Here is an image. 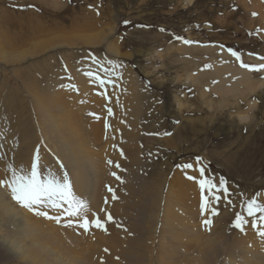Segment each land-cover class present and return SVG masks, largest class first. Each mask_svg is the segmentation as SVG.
<instances>
[{"label": "rangeland", "instance_id": "obj_1", "mask_svg": "<svg viewBox=\"0 0 264 264\" xmlns=\"http://www.w3.org/2000/svg\"><path fill=\"white\" fill-rule=\"evenodd\" d=\"M243 4L259 21L248 31ZM91 37L101 41L82 43ZM260 57L264 0H0V180L10 178L14 160L29 169L36 158L45 174L52 166L54 175L66 173L75 193L36 102L55 92L109 177L95 208L83 199L86 216L113 217L102 219L104 229L85 231L62 209L29 210L0 186V264H264V223L253 228L241 206L253 197L264 204V85L249 98L238 84L243 70L264 84V69L241 66L254 69L264 64ZM89 71L108 78L103 87ZM125 92L139 102L118 153L114 132L126 126L118 97ZM121 157L137 161L122 164ZM197 157L206 176L217 184L223 178L228 189L227 199L216 192L219 200L205 190L203 214L199 185L187 179L200 178ZM186 163L193 169L177 167ZM11 207L38 221L35 261L5 244L25 251L31 240L15 221L7 224ZM36 211L59 215L60 223ZM237 212L247 221L243 230L234 226Z\"/></svg>", "mask_w": 264, "mask_h": 264}, {"label": "bare ground", "instance_id": "obj_2", "mask_svg": "<svg viewBox=\"0 0 264 264\" xmlns=\"http://www.w3.org/2000/svg\"><path fill=\"white\" fill-rule=\"evenodd\" d=\"M242 6L243 19L246 21L244 27H247L248 31L249 24L255 25L259 21L257 19H254V16L247 12V9L249 8L248 5L243 4ZM250 18H252V20H250ZM85 31H93V28L88 27ZM100 41L101 37L82 39V43L85 45L98 44ZM14 60H18V58L13 59V61ZM257 77L258 74H252L247 70H243L238 73V84L241 86V88L243 87L242 89L244 91V94L242 96H252L253 93L257 92L258 88H261L264 85L263 83H260L259 80H257ZM59 82L62 81L59 80ZM73 82L74 81H72V83ZM243 91H240L239 93L242 94ZM54 93L55 92H53V94ZM53 94L49 93V96H47L46 98H42L41 100L37 99L39 95H37L36 97L39 115L44 119V128L46 131V133H44L49 136L46 141L53 148V152L55 153L57 159L60 158V160L65 163L66 168L71 172L70 174L72 183L74 184L75 188H77L75 190V195L82 200L84 198L85 200L88 199L89 205H91L92 208H95L97 206L96 204L98 203V196L101 194L102 187L104 183L109 181V177L102 170V167L100 166V160H98L96 156L89 154L88 147L85 145V142L82 141L81 130L79 129V126L77 124L78 120L74 117L76 116V114L73 112L67 113L65 111V108L62 106V103H59L60 100H56V98H53L55 97V95L51 96ZM115 95H117V92L115 93ZM114 98L116 99V97ZM118 98L120 101L119 107H117V116L126 124V126L122 129V123L120 122L119 127H117L114 132L116 139L115 142L122 145L120 146V152H118L121 153L122 148L126 147L124 145L129 141L127 133L123 131L125 128H128L127 123L129 122V116L131 115L133 109L135 108V105L138 104L139 101L135 100L134 98L131 99L130 95L127 94V92H125L123 95H121V97ZM117 103L118 100L116 101V105ZM92 132L94 133V138H96L99 133V126L96 125ZM4 154L6 153L4 152ZM10 159L12 160V157H10ZM120 161H122V164H131L136 162L137 160L135 158L126 159L121 157ZM14 164L20 166L18 160H14L13 165ZM49 165L53 164L50 162ZM49 169L52 171V174H54L53 172L56 173V167L52 166V168L49 167ZM0 199L4 200L5 198H2V196L0 195ZM93 204L95 205L93 206ZM154 209H156V207H154ZM9 211H11V216H8L9 218L6 221L7 224L15 221V224L18 225L16 230L20 233V235L22 236V234L25 232L31 233V240L27 245H25L28 247L25 251L23 249V246L20 244L13 242H5V244L7 243V246L15 251L18 255H20V257H24L25 259L31 257L32 260L35 261V257H37L38 255V249L36 248V237H39V233L37 232V228L39 227L38 221H35V223H37L35 226V224H31L29 222V217L26 215V213L22 211L16 212L12 207L11 209H9ZM93 218H95L93 214H90V220ZM101 219H107V214H104ZM0 227L2 226L0 225ZM56 259V262L61 261L58 258Z\"/></svg>", "mask_w": 264, "mask_h": 264}, {"label": "snow or ice", "instance_id": "obj_3", "mask_svg": "<svg viewBox=\"0 0 264 264\" xmlns=\"http://www.w3.org/2000/svg\"><path fill=\"white\" fill-rule=\"evenodd\" d=\"M255 15V13L253 14ZM185 43H191V41H184ZM223 47V46H221ZM231 55L235 56L239 59V55L233 51L232 49H228ZM260 59H264V57H260ZM242 67H249L250 70L259 71L260 69H264V64H261L254 69L251 66L241 64ZM89 77H94L99 84L103 87L105 84V80L100 77L98 74L89 71L86 73ZM108 114L111 115V109H108ZM99 118V117H97ZM108 127L107 122L105 123V128ZM169 133H165L168 135ZM200 157H197V167L196 170L199 172L200 178L197 180L194 176H187L189 180H195L199 188L201 190V212L205 209V196L203 193L205 190L208 195L212 197L213 200H219V196L216 195V192L221 189L224 192V197L227 199L228 189L224 187L225 180L220 178L219 183H214L213 180L206 176L205 168L199 166ZM109 164L112 161H108ZM119 168V164L116 165ZM182 169H193V164L186 163L183 165H177ZM7 171L11 173L10 179L8 180H0V186H7L12 194V199L16 201L21 206L29 209L35 210L38 207H45L50 209H62V215L67 217H76L79 220H82V223L79 224L85 231L88 230L89 226H94L98 229H104V222L95 213L93 216L95 218L89 220L86 216L87 204L84 200L77 197L75 193L72 191L71 182L65 173L62 177H58L54 174H45L38 167L37 159L34 158L29 169H25L21 166L19 169L14 167L12 164L7 166ZM113 176L116 177L117 180L120 179L116 173H112ZM111 192L112 189L109 188ZM117 197L113 195L112 199H116ZM230 202V201H229ZM66 205V207H64ZM242 208L244 212L247 213L249 217H254L252 226L253 228L257 227V221L264 223V204L259 203L255 197L248 199L242 202ZM101 211H104L101 209ZM260 215L257 217L256 214ZM35 214L44 216L47 219L55 220L57 223H60L61 216H51L47 211H36ZM215 214V212H213ZM113 217L108 214L107 220L111 221ZM73 221L70 219L68 223L71 224ZM205 224H210V220H205ZM247 223L246 220L242 217V215L237 212L235 215L234 226L243 230L242 225ZM261 236H264V231H260L258 233ZM107 251V250H105Z\"/></svg>", "mask_w": 264, "mask_h": 264}]
</instances>
